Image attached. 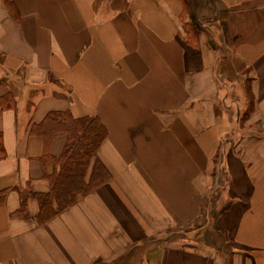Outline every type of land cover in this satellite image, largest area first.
<instances>
[{"label": "crops", "instance_id": "0c3cea01", "mask_svg": "<svg viewBox=\"0 0 264 264\" xmlns=\"http://www.w3.org/2000/svg\"><path fill=\"white\" fill-rule=\"evenodd\" d=\"M250 96L253 111L219 108ZM261 106L264 0H0V264H264L243 235L264 185ZM92 117L110 177L40 224L69 146L42 132ZM191 223L227 248L170 239Z\"/></svg>", "mask_w": 264, "mask_h": 264}, {"label": "trees", "instance_id": "16d2710c", "mask_svg": "<svg viewBox=\"0 0 264 264\" xmlns=\"http://www.w3.org/2000/svg\"><path fill=\"white\" fill-rule=\"evenodd\" d=\"M56 121L47 122V126L52 129L42 133L49 138L54 131L58 132L63 128L62 133L68 135L69 146L61 158L59 171L52 175L54 178L50 192L41 197L42 206L38 215L40 224L59 216L80 197L102 186L110 177L104 165L97 159L98 149L107 136V129L101 122L96 117ZM92 162L94 164L87 179V171ZM7 192H0V204L5 200Z\"/></svg>", "mask_w": 264, "mask_h": 264}, {"label": "rangeland", "instance_id": "374dc122", "mask_svg": "<svg viewBox=\"0 0 264 264\" xmlns=\"http://www.w3.org/2000/svg\"><path fill=\"white\" fill-rule=\"evenodd\" d=\"M221 65H219V69L218 71H220V75L221 74H225L224 71H228L229 69L226 67V64H228L231 59L233 57H235V53L234 52H230L228 53L227 56L224 55V53H221ZM229 77H231L229 74H227ZM239 75H247V73L245 71H241L239 72ZM221 83H220V87H221V90L223 89V83H222V79L219 80ZM248 102H250V110H252V104H253V99H252V96H250V98L248 99H242L241 101H239L237 104H233L231 103L230 101L227 102L226 104L223 103V101H220L221 105H220V110L224 111V110H227V107H229V110H235V111H244V109L247 108V104ZM262 107V110L264 111V107ZM253 111V110H252ZM251 111V112H252ZM243 121V120H242ZM255 129V127L253 128ZM255 132V135H260V136H263L264 135V130L262 133H260V131L256 130L254 131ZM220 194L218 193L217 196H219ZM215 200L216 198L213 197ZM175 233H171L170 235H173L171 236V240L174 239V240H179L181 239L183 242L185 241V244L186 246H190V245H197L196 243L197 242H208L209 245L211 246H215L217 248H220V249H223V251L227 248V245H225L227 242H226V238H225V235L223 237H220L217 232L215 233H212L213 230L212 228L210 227V225H207L206 228H202L201 227V224H190L189 226L185 227V228H181V229H175L173 230ZM171 231V232H173ZM212 231V232H211ZM223 238V240H222ZM215 239V240H213ZM222 241L224 242V244L221 246L219 245L220 243H222Z\"/></svg>", "mask_w": 264, "mask_h": 264}, {"label": "bare ground", "instance_id": "6f19581e", "mask_svg": "<svg viewBox=\"0 0 264 264\" xmlns=\"http://www.w3.org/2000/svg\"><path fill=\"white\" fill-rule=\"evenodd\" d=\"M81 72V68L79 69ZM77 71V73H79ZM95 72L98 74H102L101 69H95ZM92 85V83H90ZM95 88L99 87V84L94 85ZM248 223L255 224L254 227H250ZM248 223L245 225V230L243 235L249 237V239L257 241V242H264V185L261 188V192L258 195V203H257V214L254 218H249ZM2 225V216L0 215V227Z\"/></svg>", "mask_w": 264, "mask_h": 264}]
</instances>
